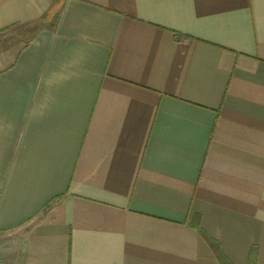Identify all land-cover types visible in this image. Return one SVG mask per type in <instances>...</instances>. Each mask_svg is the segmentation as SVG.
<instances>
[{
	"label": "crops",
	"instance_id": "0c3cea01",
	"mask_svg": "<svg viewBox=\"0 0 264 264\" xmlns=\"http://www.w3.org/2000/svg\"><path fill=\"white\" fill-rule=\"evenodd\" d=\"M196 219L264 264V0H0V264H221Z\"/></svg>",
	"mask_w": 264,
	"mask_h": 264
},
{
	"label": "trees",
	"instance_id": "16d2710c",
	"mask_svg": "<svg viewBox=\"0 0 264 264\" xmlns=\"http://www.w3.org/2000/svg\"><path fill=\"white\" fill-rule=\"evenodd\" d=\"M46 207V206H45ZM48 207V205H47ZM194 227L196 228V230L201 234V236H203L205 238V240L209 243V245L211 246V248L213 249L215 255L217 256V258L219 259V261L221 262V264H232L231 261L229 259H227V257L223 254L220 245L217 241L209 238L204 231L199 227V223H198V219H196V222L194 223ZM256 259H257V249L255 247H253L251 249V252L249 254V260H248V264H255L256 263Z\"/></svg>",
	"mask_w": 264,
	"mask_h": 264
},
{
	"label": "rangeland",
	"instance_id": "374dc122",
	"mask_svg": "<svg viewBox=\"0 0 264 264\" xmlns=\"http://www.w3.org/2000/svg\"><path fill=\"white\" fill-rule=\"evenodd\" d=\"M3 255L2 251L0 250V256Z\"/></svg>",
	"mask_w": 264,
	"mask_h": 264
}]
</instances>
